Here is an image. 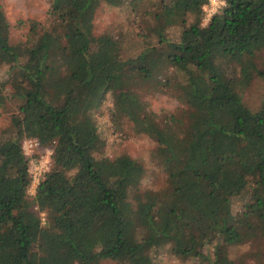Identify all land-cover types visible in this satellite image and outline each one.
Segmentation results:
<instances>
[{
	"label": "trees",
	"instance_id": "1",
	"mask_svg": "<svg viewBox=\"0 0 264 264\" xmlns=\"http://www.w3.org/2000/svg\"><path fill=\"white\" fill-rule=\"evenodd\" d=\"M222 1L203 25L208 0H48L50 23L29 46L12 42L0 5V105L11 97L16 110L0 128V264H156L164 249L264 264V97L255 110L242 98L254 76L264 83V0ZM103 4L125 7L138 30L95 51ZM151 91L180 108L157 114ZM107 93L174 188L143 186L141 159L104 153ZM24 138L52 150L32 196Z\"/></svg>",
	"mask_w": 264,
	"mask_h": 264
},
{
	"label": "rangeland",
	"instance_id": "2",
	"mask_svg": "<svg viewBox=\"0 0 264 264\" xmlns=\"http://www.w3.org/2000/svg\"><path fill=\"white\" fill-rule=\"evenodd\" d=\"M210 3V0H208ZM0 5L3 8L5 15L10 23L11 40L14 43H20L24 46H29L34 41L37 34L42 31L50 23L49 18V3L48 0H0ZM215 5V4H213ZM215 7V6H214ZM214 7L208 4L207 12ZM209 14V12H208ZM132 16L127 13L125 7L103 4L101 5L94 17V28L92 34V47L95 51L101 48L102 44H106L109 38H117L119 32L123 29L129 30V37L138 30L134 25ZM208 16H204L202 24H206ZM171 36L176 39L178 37V29L175 28L171 32ZM136 51L129 50L124 56L126 59H135ZM255 63L262 67L264 64V50L259 52L254 57ZM130 70H134L133 67ZM8 94L12 92V88H8ZM142 92V91H141ZM143 101L148 105V108L157 114L174 112L180 108L181 104L176 98L158 91H151L142 95ZM264 97V83L261 78L254 76L248 86L242 90L243 101L252 109L255 110L260 105ZM112 95L107 93L103 104L101 105L99 126L104 139V153L109 156L125 151L132 157L141 159L146 166L147 176L143 180V186L156 187L167 189L174 185L169 181V175L165 172L162 166L155 161L151 153L154 148L153 141L143 135L136 134L128 123L114 120ZM15 105L11 97L5 98V101L0 105V128L9 124L11 115L15 112ZM30 140H33L30 142ZM35 138H24L22 146L29 162V171L43 172L48 171L51 166V146H43L35 144ZM39 180L34 182L31 178V183L28 187V194L34 195L35 188ZM36 185V186H34ZM43 216V213H41ZM246 248V247H244ZM33 256L38 257L42 254L37 246L33 247ZM237 252V249H235ZM240 252V251H239ZM235 256L234 254H232ZM251 259H248V261ZM194 260H182L176 257L171 251L164 249L160 250L156 255V264H193ZM99 264H123L112 260H102Z\"/></svg>",
	"mask_w": 264,
	"mask_h": 264
},
{
	"label": "built area",
	"instance_id": "3",
	"mask_svg": "<svg viewBox=\"0 0 264 264\" xmlns=\"http://www.w3.org/2000/svg\"><path fill=\"white\" fill-rule=\"evenodd\" d=\"M213 4H215V5H213ZM220 4H223L222 0H210L209 5L212 7H214V6L215 7L211 11H208L209 14H207V16L210 15L211 13H213ZM206 11H207V7H206ZM32 141L33 140H30V142H32ZM34 141H35V144H38L37 140H34ZM39 176H40V172H32V180L34 182L35 181L37 182L39 180V178H40ZM34 186H36V185H34Z\"/></svg>",
	"mask_w": 264,
	"mask_h": 264
}]
</instances>
